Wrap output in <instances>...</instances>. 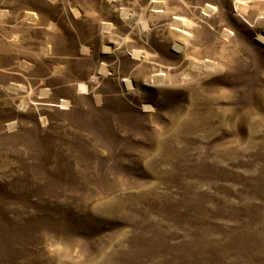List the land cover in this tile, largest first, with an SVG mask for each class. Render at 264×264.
I'll return each mask as SVG.
<instances>
[{
  "label": "rangeland",
  "instance_id": "obj_1",
  "mask_svg": "<svg viewBox=\"0 0 264 264\" xmlns=\"http://www.w3.org/2000/svg\"><path fill=\"white\" fill-rule=\"evenodd\" d=\"M0 264H264V0H0Z\"/></svg>",
  "mask_w": 264,
  "mask_h": 264
},
{
  "label": "bare ground",
  "instance_id": "obj_2",
  "mask_svg": "<svg viewBox=\"0 0 264 264\" xmlns=\"http://www.w3.org/2000/svg\"><path fill=\"white\" fill-rule=\"evenodd\" d=\"M162 4H163V3H162ZM155 6H156V7H161V4H158V3L156 4V3H155ZM163 6H164V5H163ZM177 19H178V18H177ZM176 21H178V20H176ZM180 21H181V19H180ZM146 24H147V23H146ZM104 26H105V25H104ZM139 54H140V53H139Z\"/></svg>",
  "mask_w": 264,
  "mask_h": 264
}]
</instances>
